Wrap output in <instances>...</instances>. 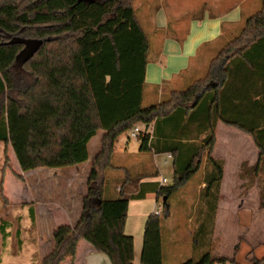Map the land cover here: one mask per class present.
<instances>
[{
    "label": "trees",
    "instance_id": "obj_1",
    "mask_svg": "<svg viewBox=\"0 0 264 264\" xmlns=\"http://www.w3.org/2000/svg\"><path fill=\"white\" fill-rule=\"evenodd\" d=\"M131 1L0 0V141L5 161L10 145L23 171L76 166L88 160V143L102 130L80 216L53 228L52 247L42 264L73 258L81 240L111 264H133V237L124 233V225L129 200L146 192L111 195L106 170L112 166L118 136L138 122L151 125V133L139 135V151L172 156V182L152 183L150 190L165 198L164 207L202 172L191 236L195 252H200L181 264L227 262L213 253L211 243L224 174V161L213 157L212 149L217 123L233 126L251 137L258 151L255 166L264 168V0L209 60L204 76L168 90L147 106L142 100L150 40ZM26 41L37 45L18 60ZM17 61L20 70L14 68ZM259 181L258 201L264 207V180ZM28 209L33 220V207ZM140 261L162 264L160 214L146 218ZM251 264H264V256Z\"/></svg>",
    "mask_w": 264,
    "mask_h": 264
},
{
    "label": "rangeland",
    "instance_id": "obj_2",
    "mask_svg": "<svg viewBox=\"0 0 264 264\" xmlns=\"http://www.w3.org/2000/svg\"><path fill=\"white\" fill-rule=\"evenodd\" d=\"M131 4L137 19L147 33H149L148 31L153 26V20L157 24V21L159 23V20L163 17H167L169 22L177 20H180L182 23L185 22V30L173 36V38L179 41L185 40L189 35L191 29L194 28L193 22L202 19L208 13H211V15L213 13L218 14L222 17L232 10L241 12L242 21L240 23L233 25L231 29H228L230 25L224 26L222 31L223 36L212 42L210 46L202 49L203 53L211 50L210 55L213 57L226 42L240 32L245 19L260 8L261 2L260 0H132ZM171 31L169 29V34L172 33ZM25 44L26 47L18 55V60L25 58L37 45V42L26 41ZM18 62L15 63L14 68L20 70ZM205 63V61L201 62L199 67H196L193 71L184 72V76H182L183 82L177 84L176 89H182L192 80L204 76L207 65ZM158 98V94L148 97L144 94L142 105L147 106L155 103L154 101H157ZM135 125L143 128L139 122ZM131 130L132 127L121 133V137L130 136ZM101 134L102 130H98L89 141V153L91 156L99 148ZM215 134V148H217V153L225 151L226 145L224 142L226 140L232 142V144L227 143V146L231 147L232 145L233 147H237V140L243 136H247L238 129L229 128V126L220 122L216 126ZM130 139L131 144L136 145V139L133 137H130ZM7 148L8 161H5L3 155L4 145L0 141V264H42V258L52 247L51 233L53 228L64 221L61 220L55 223L56 219L54 221L50 219L47 223L43 214H47L46 217H48L50 213L48 214L44 210H42V216L36 217V211H39L38 206L39 204H46L49 208L54 207V210L68 207L71 209L74 207L75 212H79L82 198L86 193V180L90 163L86 165L79 164L68 169L62 168L60 171H55L57 170L55 168H49L55 173L54 176L48 170L43 169V167L23 171L19 167L11 146L8 145ZM114 148H117V140ZM248 155H252V153L249 151ZM163 157L164 155L162 154L156 157L157 164L159 163L158 165L162 162ZM170 161L168 164L159 167L160 176L159 174L154 175L158 178L165 177L166 184L172 182L173 169L172 161ZM111 162L117 164L116 152L113 153ZM131 172L129 174L133 175ZM110 173L117 174V169L106 170L107 176ZM200 178H202L201 171L191 178L186 184V188L191 189L192 186L198 184ZM251 179L252 183H255V179L253 177ZM258 180L261 182L264 178H259ZM231 183L232 176L227 174L224 178V191L231 186ZM199 184L203 186L202 183ZM248 184L249 178L248 183L244 181L240 186H248ZM108 185H110V188H113L115 195L120 194L115 191L113 182H109ZM185 190H179L168 199L170 218L167 220L169 223H173L171 226L167 227L164 225L162 227V236L165 233L169 241L173 237V234H177L178 238L184 235L186 240H188L195 227L194 211L197 209L195 204L197 207L200 205L199 200H197L199 194L192 192L185 193ZM255 198L256 192H251L249 202L252 203L254 201L255 203ZM163 205V201L160 200L158 209L162 210L160 214L161 223L165 224L166 208ZM30 206L33 207L34 211L33 220L29 215L28 208ZM224 216L225 210L222 208L220 210V221L215 228V235H213L214 238H211V243L215 250L214 254H224L228 261L233 259L235 264H251L250 259L252 256H264V247L261 246L264 244V227L261 224L248 226L249 235H246L244 240H241L243 237H240L237 244L236 235H240L237 232V227L236 225L223 222L225 219ZM76 219L77 217L70 222L74 223ZM238 225H240L239 227L247 228L244 224ZM1 226H3L4 231L1 230ZM186 242V244L182 243L179 245L180 249H183L185 252L184 255H187L189 252L196 254L193 239L190 237ZM235 245H238V249L235 251V258H232L231 255ZM253 246L258 247L253 250ZM228 261L225 263H229ZM61 264H67L66 260Z\"/></svg>",
    "mask_w": 264,
    "mask_h": 264
},
{
    "label": "crops",
    "instance_id": "obj_3",
    "mask_svg": "<svg viewBox=\"0 0 264 264\" xmlns=\"http://www.w3.org/2000/svg\"><path fill=\"white\" fill-rule=\"evenodd\" d=\"M241 19V12H237L236 10H232L222 17L218 14L213 13L211 15V13H208L203 16L202 19L193 22L194 28L191 29L189 35L183 41L176 40L173 36L174 34L177 35V33L185 30V22L182 23L180 20L169 22L167 17L161 18L159 23L157 21V24L153 20V26L151 30L148 31L150 40V61L145 70L143 96L144 94L147 97L158 94L159 98L154 102H159L162 97L167 95L168 90L176 89L177 84L183 82L182 76H184V72L195 70L196 67H199L201 62L205 61V64H208L209 59L212 57V55H210L212 51L207 50L203 53L202 49L206 48V46H210L212 42L223 36L222 31L224 26L230 25L228 29H231L233 25L240 23L242 21ZM169 29L172 30V33L170 34ZM262 110V107H258V111ZM218 125L219 122L217 123V126ZM149 126L151 127V125ZM229 128L235 127L229 126ZM239 131L244 133L241 130ZM246 135L247 136H243L237 140V147H233L232 145L231 147L227 146V143L232 144V142L226 140L224 142L226 148L222 153H217L215 144L212 149V156L224 161V176L220 187L219 202L216 209L211 238L215 235V228L220 221V210L224 208L225 219L223 222L236 225L237 232L240 234L236 235L237 244L240 237H243L241 240H244L245 236L249 235L248 226L261 224V226L264 227V207L259 206V187L257 184V177H264V168H256L255 165L258 161V151L251 137L248 134ZM248 150L252 155H248ZM98 151L99 148L92 156L89 153V159L82 164L86 165L90 163L91 159H93ZM114 152L117 153V164L112 163L109 170L117 169V174L110 173L107 177L111 183L113 182L115 191L126 195L136 194L140 190L146 192L142 198H132L129 200V207L124 225V233L133 237V264H142L140 257L143 245L145 221L148 215L158 209L160 200L163 201L162 197H158L155 192L150 191L151 187H153L151 184L159 183L162 178H165H158L154 175L159 174L160 176L159 167L168 164L170 160L172 161V158H167L166 153L155 154L153 152H141L139 151L138 139H136V145H132L130 137L126 136L122 138L121 135L117 138V148L114 149ZM160 154L164 155V157L160 165H158L159 163L157 164L156 157ZM70 167L55 168L57 169L55 171H60L62 168L68 169ZM43 169L48 170L51 175H55L51 169L47 167H43ZM130 172L133 173V175H130ZM227 174L232 176V183L231 186L224 191V178ZM250 176L256 178L255 183H249L248 186H240L244 181L248 183V178H250ZM241 177H243V179H241ZM186 187L187 186L184 185L179 190L186 189L185 193H198L202 188V185L196 184L192 186L191 189ZM110 189L111 195L115 196L113 188L111 187ZM251 192H256L255 203L254 201L252 203L249 202V195ZM81 207L79 210L80 213ZM53 208H49L46 204H39V211H36V217L42 216V210H44V212H48V214L50 213V216L48 215V217H46L47 214H43L47 223L50 219L53 221L56 219L55 223L63 220L64 222L59 224H72L70 221L76 217L78 219L80 216L78 211L75 212L74 207L71 209L68 207L60 210H54ZM169 208L170 205L168 203V207L165 209L166 218L164 221L166 222L165 224L161 223L162 264H181L184 260L195 257L199 254L200 250L196 254L194 252H189L187 255H184L185 252L179 247L182 243H187L186 241L190 239L192 232L188 240H186L184 235L183 237L180 236L178 238L177 234H173L170 241L165 233L162 236V227L164 225L167 227L171 226L173 223H169L167 220L170 218ZM238 224H244L247 228L242 226L239 227L240 225ZM237 246L238 245H235L233 248L231 255L232 258H235L234 254L238 249ZM261 246L264 247V244ZM257 247L258 246H253L252 249L254 250ZM212 250L214 253V248ZM217 256L226 257L221 253ZM253 258L256 259L261 257L252 256L251 259ZM65 260L67 264H111L105 254L97 252L84 240L77 243L75 256L73 258H66Z\"/></svg>",
    "mask_w": 264,
    "mask_h": 264
},
{
    "label": "built area",
    "instance_id": "obj_4",
    "mask_svg": "<svg viewBox=\"0 0 264 264\" xmlns=\"http://www.w3.org/2000/svg\"><path fill=\"white\" fill-rule=\"evenodd\" d=\"M142 127L143 128H141V127H139L137 125H134L132 127L131 132H130V136H128V137H133L135 139H138L139 138V135H142V133L143 134H145V133H148V134L151 133V127L149 125H143L142 124ZM166 156H167V158H172V156H171L170 153H166ZM159 183L160 184H166V179L165 178H162ZM153 213L156 214V215H159V214L162 213V210L157 209ZM211 264H229V263H225V262H213Z\"/></svg>",
    "mask_w": 264,
    "mask_h": 264
},
{
    "label": "water",
    "instance_id": "obj_5",
    "mask_svg": "<svg viewBox=\"0 0 264 264\" xmlns=\"http://www.w3.org/2000/svg\"><path fill=\"white\" fill-rule=\"evenodd\" d=\"M165 201V198H163V202Z\"/></svg>",
    "mask_w": 264,
    "mask_h": 264
}]
</instances>
